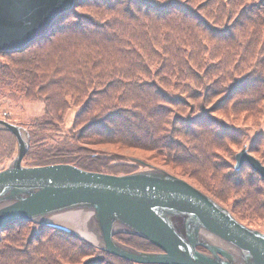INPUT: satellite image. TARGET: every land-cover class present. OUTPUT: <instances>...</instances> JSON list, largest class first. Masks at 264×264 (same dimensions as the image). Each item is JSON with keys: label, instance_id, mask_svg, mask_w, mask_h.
Returning a JSON list of instances; mask_svg holds the SVG:
<instances>
[{"label": "trees", "instance_id": "trees-1", "mask_svg": "<svg viewBox=\"0 0 264 264\" xmlns=\"http://www.w3.org/2000/svg\"><path fill=\"white\" fill-rule=\"evenodd\" d=\"M262 73L264 0H74L24 48L0 51V97L42 102L27 122L0 117L28 133L25 165L122 173L142 167L136 156L264 231V179L249 164L234 169V151L225 155L242 147L233 121L264 112ZM247 149L264 164V135ZM15 151L14 134L0 128V169ZM114 236L159 251L138 235ZM97 254L103 259L84 263ZM0 264L140 263L20 220L0 229Z\"/></svg>", "mask_w": 264, "mask_h": 264}, {"label": "water", "instance_id": "water-1", "mask_svg": "<svg viewBox=\"0 0 264 264\" xmlns=\"http://www.w3.org/2000/svg\"><path fill=\"white\" fill-rule=\"evenodd\" d=\"M73 2L0 0V51L24 48ZM0 128L13 133L16 141L13 157L0 169V229L13 221H36L140 264H264V231L238 220L185 178L136 156L132 160L142 167L122 173L68 162L25 165L22 158L29 144L24 127L0 118ZM234 159V169L246 163L264 179V164L246 147ZM70 212L88 214L85 225L95 239L62 223ZM117 232L138 235L159 251L122 243L114 236ZM103 257L97 254L84 263Z\"/></svg>", "mask_w": 264, "mask_h": 264}, {"label": "rangeland", "instance_id": "rangeland-1", "mask_svg": "<svg viewBox=\"0 0 264 264\" xmlns=\"http://www.w3.org/2000/svg\"><path fill=\"white\" fill-rule=\"evenodd\" d=\"M258 76H264V73L258 74ZM264 80V79H263ZM264 89H262L263 91ZM214 98L219 96L218 92L213 93ZM4 103L0 107V115H3L4 111H7V114H10V118L12 121L20 120L23 122H27L28 118L33 117V116H39L41 113L42 109V102L41 101H36V100H24L23 98L19 97H9L7 95H4L0 97ZM73 112L67 114L66 117V124L69 125L71 121ZM233 123L238 126L239 130V135L241 136V141L240 144L242 143V147L247 148V144H249L258 134L264 135V112L262 113H257V115L251 116L247 114L246 118L244 120L240 119H235ZM262 137V136H261ZM16 142V141H15ZM242 147L238 148L237 146L234 147H229L226 154H230L234 151V154L236 151L241 149ZM129 154H139L135 150H126ZM140 152V151H139ZM139 158V157H138ZM142 160V159H141ZM145 161V160H144ZM147 162V161H145ZM23 163V161H22ZM152 165H154L152 162H148ZM24 164V163H23ZM157 166H160L156 164ZM154 165V166H156ZM5 167V166H4ZM162 167V166H160ZM164 168V167H163ZM165 169V168H164ZM167 170V169H166ZM168 171V170H167ZM62 222L70 224V227L77 232L78 234H82L84 237L85 234L83 233L82 230L79 228H76L74 225V222H72L67 216H62L61 218ZM89 240H92V238H88Z\"/></svg>", "mask_w": 264, "mask_h": 264}, {"label": "bare ground", "instance_id": "bare-ground-1", "mask_svg": "<svg viewBox=\"0 0 264 264\" xmlns=\"http://www.w3.org/2000/svg\"><path fill=\"white\" fill-rule=\"evenodd\" d=\"M65 216H67L72 222H74V225L76 228H79L85 233L89 238H94V233L86 228L85 222L88 220V214H82V213H68ZM63 223V222H62Z\"/></svg>", "mask_w": 264, "mask_h": 264}]
</instances>
